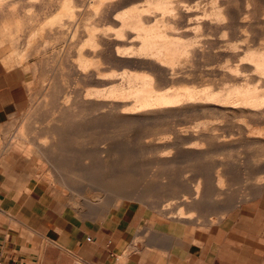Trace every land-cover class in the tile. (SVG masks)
<instances>
[{
    "label": "bare ground",
    "instance_id": "1",
    "mask_svg": "<svg viewBox=\"0 0 264 264\" xmlns=\"http://www.w3.org/2000/svg\"><path fill=\"white\" fill-rule=\"evenodd\" d=\"M20 1L0 0V36L28 29L33 37L37 35L54 46L69 42L67 50L61 53L59 49L56 57L60 73L76 87L75 97L72 104L69 101L70 106L67 101L59 110L58 119L62 123L47 125V137L51 141L43 137L46 141L33 147L37 157L56 174L58 184L65 177L58 173L60 169L56 168L53 154L62 142L61 135L111 117L122 123L153 125V128L159 120L172 116L183 119L196 116V120L197 115L209 120L230 117L235 119L228 124L230 128L233 126L244 136L242 139H247L240 145L264 148V0H31L26 1L29 9L24 3L19 4ZM244 4L243 11L233 10L234 7L242 10ZM27 10L33 13L26 15ZM221 29L223 45L214 52V41L210 54L209 47H213L208 44L213 41L210 43L206 36ZM254 38L261 40L259 46L248 43L255 41ZM19 58L24 62L23 56ZM204 65L208 66L205 71ZM223 124L211 125L210 130L217 129L216 126L221 129ZM168 132L176 136L175 142L170 134L158 137L148 150L164 152L176 144L193 141L188 146L192 156L206 151L201 143L205 131L172 127ZM221 147L228 151L234 146ZM101 150L103 153L105 149ZM199 188L198 182L193 192H188L191 200L180 202L182 207L173 205L180 219L191 217L184 214L195 210Z\"/></svg>",
    "mask_w": 264,
    "mask_h": 264
},
{
    "label": "rangeland",
    "instance_id": "2",
    "mask_svg": "<svg viewBox=\"0 0 264 264\" xmlns=\"http://www.w3.org/2000/svg\"><path fill=\"white\" fill-rule=\"evenodd\" d=\"M26 1L31 0H21L19 4L27 5ZM28 7L27 5L26 8ZM16 9L19 10L20 6H16ZM239 9L241 7H234L233 10L243 11L245 4L242 10ZM25 13L30 15L33 11L27 10ZM222 30L206 36L210 40L214 36V40L208 39L210 43L213 41L208 44L210 46L216 42L214 52L223 45ZM7 33L0 36V59L8 67H22L26 73L25 98L9 119L0 125V170L7 182L20 186L38 182L50 194L55 209L61 213L65 212L68 217L79 223L89 224L93 220L115 217L120 210L123 212L125 208H129L131 214L134 213L129 228L135 231L129 247L137 251L139 249L132 246L134 241H142L155 234L156 223H160L162 229L167 230L169 237L177 238L180 242L188 237L192 238L194 243H199L208 236H225L228 239L254 236L264 240V148L240 145L247 139H242L244 136L239 135L233 126L230 128L228 124L231 125V122L235 121L230 117L225 118L226 120L224 118L209 120L197 115L199 119L196 120V116L193 118L186 116L184 119L183 116H172L156 122L155 130L153 125H131L111 117L87 125L81 130L62 134L61 146L58 145V149L55 148L58 151L55 150L53 154V157L56 155L53 158L57 161L56 168L60 169L58 173L65 177L64 181L58 184L56 174L50 171L52 169L42 158L37 157V151L33 147L37 148L36 144L39 146L41 142L46 141H43V137L51 141L47 137V125L51 127L61 124L62 121L58 119L60 111L67 101L69 104L67 106H70L75 97L76 87L72 79L69 82V78L60 73L56 57L58 51L61 50L62 53L67 50L69 42H59L54 46L48 40H40L37 35L33 37L28 29ZM248 33L252 35L250 31ZM253 40L255 41L248 43L255 42L257 46L260 45L261 40L256 38ZM257 40L259 42H256ZM214 46L209 47L210 54ZM21 56L24 62L19 58ZM204 66L203 71L208 68ZM191 76L193 80L195 74ZM62 89L66 92H62ZM220 123H224L221 129L216 126L217 129L210 130L211 125H222ZM172 127L205 131V138L203 137L201 143L206 146V151L198 154L199 157L192 156L193 152L189 149L190 145H193L192 141L185 145L176 144L164 152H150L151 143H155L158 137L168 136L170 134L168 131ZM170 135L175 142L176 136ZM56 139L59 140L60 137ZM225 144L234 146V149L228 148L227 151V148H220ZM101 149H105L106 152L104 150L102 153ZM160 160L162 163L157 162ZM218 179H222V184L217 182ZM198 182L199 200L195 203V210L184 214H190V218H186L187 216L181 218L191 221L181 229H171L170 221L180 220L176 215L178 210L175 208L185 199L191 200L189 197L192 196L189 193L193 192ZM192 206L191 204V209ZM166 207L169 209H163ZM184 211L187 210L184 208Z\"/></svg>",
    "mask_w": 264,
    "mask_h": 264
},
{
    "label": "crops",
    "instance_id": "3",
    "mask_svg": "<svg viewBox=\"0 0 264 264\" xmlns=\"http://www.w3.org/2000/svg\"><path fill=\"white\" fill-rule=\"evenodd\" d=\"M25 80L22 67L0 59V125L25 98ZM133 216L125 208L115 217L76 222L55 209L38 182L12 184L0 170V264H264L263 239L208 236L199 243L188 237L180 242L160 223L155 234L134 241L138 251L131 249ZM188 221L171 220L170 227L181 229Z\"/></svg>",
    "mask_w": 264,
    "mask_h": 264
}]
</instances>
